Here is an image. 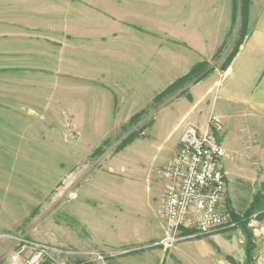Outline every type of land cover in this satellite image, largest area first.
<instances>
[{"label":"rangeland","instance_id":"374dc122","mask_svg":"<svg viewBox=\"0 0 264 264\" xmlns=\"http://www.w3.org/2000/svg\"><path fill=\"white\" fill-rule=\"evenodd\" d=\"M153 1L142 2L140 16L169 10L165 0L161 6ZM233 1L231 29L219 50L201 61L211 68L202 80L223 70L249 31L242 0ZM128 14V0H0V264L22 244L48 251L41 264L105 261L106 254L87 247L88 223L75 216L81 208L89 212L90 203H81L88 189H115L124 197L114 224L125 216L123 224L139 227L159 196L163 205L165 174L181 143L175 145V116L168 113L179 98L191 100V87L202 80L163 90L132 117L107 119L104 133L69 115L75 98L99 95L91 79L95 48L126 28ZM214 117L210 128L218 139ZM99 175L109 180L96 183ZM261 191L264 181L255 189L251 181L227 179L223 208L244 216ZM246 227L249 233L237 223L174 247L157 240L145 248H166L176 264H264V198Z\"/></svg>","mask_w":264,"mask_h":264},{"label":"crops","instance_id":"0c3cea01","mask_svg":"<svg viewBox=\"0 0 264 264\" xmlns=\"http://www.w3.org/2000/svg\"><path fill=\"white\" fill-rule=\"evenodd\" d=\"M143 1L128 0L126 28L95 48L91 79L99 95L90 97L92 101L75 98L69 106V115L79 124L97 127L96 133L106 132L101 128L107 127V119L132 117L197 63L213 56L233 23V0H165L169 10L164 15L159 11L153 17H141L138 9ZM153 2L161 6L163 0ZM248 22L249 31L230 65L191 87L192 99L179 98L168 115L175 116V145L188 124L205 132L210 118L218 117L227 179L236 176L254 184L264 181V0H249ZM93 118L106 120L94 125ZM108 177L99 175L95 181ZM257 194L264 195V191ZM159 197L157 204L150 202V219L136 227L123 224L125 216L114 224L122 214L119 205L124 197L119 191L88 189L81 203H90L89 212L81 208L75 216L88 223L87 247L107 256L92 264H176L167 257L166 248H145L167 233Z\"/></svg>","mask_w":264,"mask_h":264},{"label":"built area","instance_id":"2783aa9c","mask_svg":"<svg viewBox=\"0 0 264 264\" xmlns=\"http://www.w3.org/2000/svg\"><path fill=\"white\" fill-rule=\"evenodd\" d=\"M211 122L218 129L222 126L218 117L212 118ZM225 156L226 151L212 128L202 132L194 125L186 127L180 148L165 174L168 182L162 214L167 233L156 245L174 247L188 239L236 226L231 214L223 208L227 187L223 167ZM46 254L45 249L31 251L22 244L13 251L8 264H41ZM96 258L104 260L105 256L99 253ZM57 264L74 263L63 260Z\"/></svg>","mask_w":264,"mask_h":264},{"label":"trees","instance_id":"16d2710c","mask_svg":"<svg viewBox=\"0 0 264 264\" xmlns=\"http://www.w3.org/2000/svg\"><path fill=\"white\" fill-rule=\"evenodd\" d=\"M242 4L244 6V16H245V20H246V24H247V21H248V12H249V0H242ZM248 33V32H247ZM245 33V36L246 34ZM245 36H243L238 44V48L233 52L231 58L226 62V64L223 66V69H226L231 61L233 60V58L236 56L237 52H238V49L240 47V45L242 44ZM206 63L208 64V62H200V63H197L191 70L188 74H186L185 76L181 77L180 79H178L175 83H173L172 85L168 86L162 93L163 95H166V94H169L171 92H173L174 90L180 88L181 86H183L185 83H187L189 80L190 81H193V83L195 82H198L200 80H202L204 77H206L210 72H211V68H205L206 66ZM202 72V73H201ZM161 94V93H160ZM262 198H264V195H256L253 202H252V208L253 207H256L259 200H261ZM252 208L250 211H248L246 213V215L244 216H240L238 214H236L232 209H230L231 211V215L233 217V220L238 223V224H242L243 227L245 228V231L247 233H249V231L246 230V225H247V221H248V218L249 216L251 215L252 213ZM249 236V234H248ZM250 237H251V234H250ZM252 240L249 239V243H251ZM250 250V249H249Z\"/></svg>","mask_w":264,"mask_h":264},{"label":"water","instance_id":"95a60500","mask_svg":"<svg viewBox=\"0 0 264 264\" xmlns=\"http://www.w3.org/2000/svg\"><path fill=\"white\" fill-rule=\"evenodd\" d=\"M258 187H259V183H258V181H256V182L254 183V188H255V189H258Z\"/></svg>","mask_w":264,"mask_h":264}]
</instances>
